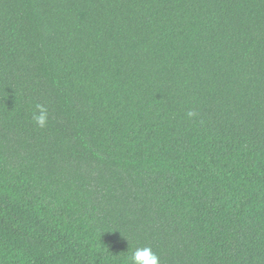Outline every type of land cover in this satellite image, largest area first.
I'll list each match as a JSON object with an SVG mask.
<instances>
[{
    "label": "trees",
    "instance_id": "1",
    "mask_svg": "<svg viewBox=\"0 0 264 264\" xmlns=\"http://www.w3.org/2000/svg\"><path fill=\"white\" fill-rule=\"evenodd\" d=\"M144 246L264 264V0H0V264Z\"/></svg>",
    "mask_w": 264,
    "mask_h": 264
},
{
    "label": "clouds",
    "instance_id": "2",
    "mask_svg": "<svg viewBox=\"0 0 264 264\" xmlns=\"http://www.w3.org/2000/svg\"><path fill=\"white\" fill-rule=\"evenodd\" d=\"M36 110L32 112V121L41 129L48 124L49 112L43 104H37ZM198 115L196 111H188L186 116L189 119ZM129 264H159L160 257L152 250L151 247H137L131 251L127 257Z\"/></svg>",
    "mask_w": 264,
    "mask_h": 264
}]
</instances>
